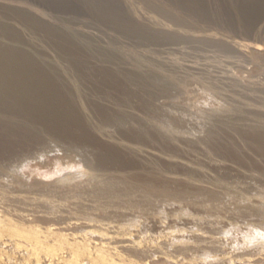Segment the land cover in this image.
<instances>
[{
	"label": "rangeland",
	"instance_id": "1",
	"mask_svg": "<svg viewBox=\"0 0 264 264\" xmlns=\"http://www.w3.org/2000/svg\"><path fill=\"white\" fill-rule=\"evenodd\" d=\"M0 264H264V0H0Z\"/></svg>",
	"mask_w": 264,
	"mask_h": 264
},
{
	"label": "bare ground",
	"instance_id": "2",
	"mask_svg": "<svg viewBox=\"0 0 264 264\" xmlns=\"http://www.w3.org/2000/svg\"><path fill=\"white\" fill-rule=\"evenodd\" d=\"M1 83L6 85L7 87L6 89H8L9 92H11L13 88L14 90L13 93H15L14 96L20 99L23 103L27 105L31 102L45 103V100L47 98L39 93H31V94L23 93V91H25V88L22 85H20V83L19 84L13 83L12 81H9V80L7 81L3 80L1 81Z\"/></svg>",
	"mask_w": 264,
	"mask_h": 264
}]
</instances>
